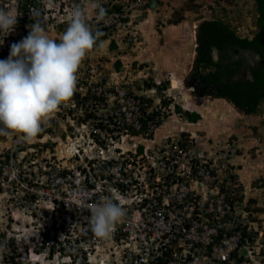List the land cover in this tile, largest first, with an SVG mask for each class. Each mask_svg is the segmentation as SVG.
I'll return each instance as SVG.
<instances>
[{
	"label": "built area",
	"instance_id": "2783aa9c",
	"mask_svg": "<svg viewBox=\"0 0 264 264\" xmlns=\"http://www.w3.org/2000/svg\"><path fill=\"white\" fill-rule=\"evenodd\" d=\"M106 1L98 2L105 21L86 15L102 32L96 47L126 17ZM53 3L63 23L73 6L85 11L87 1ZM13 34L0 33V60L24 38ZM87 69L90 78L77 83L41 136L0 135L8 139L0 141V197L5 210L13 208L10 216L25 217L31 230L26 236L20 230L14 242L7 238L0 264H36L34 255L42 264H242L253 222L246 186L227 157L231 149H200L181 129L159 133L166 122L145 108L143 94L152 88L130 89L133 80L117 71L102 80L100 68ZM261 189L249 186V192ZM101 197L126 210L106 239L90 228V205Z\"/></svg>",
	"mask_w": 264,
	"mask_h": 264
},
{
	"label": "rangeland",
	"instance_id": "374dc122",
	"mask_svg": "<svg viewBox=\"0 0 264 264\" xmlns=\"http://www.w3.org/2000/svg\"><path fill=\"white\" fill-rule=\"evenodd\" d=\"M86 1L84 12L90 17L97 13L93 4L102 0ZM53 2L52 7H46L43 0L37 1V8L34 10L30 9L26 14L21 11L23 18L19 15L18 0H0V7L13 9L17 16V24L12 31L13 37L18 34L26 37L30 30L29 26L35 23L30 17L36 10H40L43 13L42 22L46 33L59 42V38L68 27V22L59 23V15L54 13L56 3ZM106 2L118 5L126 17L124 21L107 31L102 47L100 44L86 54L78 69L77 83H83L85 77L90 78L88 64L101 69L99 77L102 80L106 79L110 72L117 71L119 77L125 76L124 79L133 80V84H128L130 89L131 87L135 90L153 89V92H146L143 95L149 97L145 98L147 102L145 108L147 109L149 105L151 111L158 113L160 124L166 122L160 127L159 133L166 127L175 133H179L178 129H181L182 133L195 137L194 145L200 149L216 150L219 153L230 148L227 157L234 163L233 167L237 168L236 171L246 186L248 220L253 222V231L250 234L253 238L252 242L250 240L252 247L248 249L247 258L242 264H264V101L260 103L255 114L246 115L224 98L207 97L201 103H197L196 98L184 84L186 72L193 62L198 24L205 19L217 18L229 23L237 34L251 37L256 17L253 0ZM176 20L179 22L170 23ZM116 61L120 62L119 68H116ZM173 78L177 80L176 88L171 86L172 83H176ZM163 82H167V87L163 90L154 86ZM174 105H179L182 111L198 112L200 119L194 123L195 126L185 119L184 115L173 111ZM59 110L64 109L60 106L55 112L58 117ZM50 119L47 123H50ZM52 127L55 133L60 134L62 131L58 125ZM3 140L8 139L0 137V141ZM249 184L262 186V189L249 192ZM12 210L13 208L8 207L5 210L4 201L0 197V233L18 238L22 236L21 230L22 233L28 232L24 234L26 236L31 231L25 230L26 218L21 216L15 220L10 216ZM39 264H42V261Z\"/></svg>",
	"mask_w": 264,
	"mask_h": 264
},
{
	"label": "clouds",
	"instance_id": "9594fccd",
	"mask_svg": "<svg viewBox=\"0 0 264 264\" xmlns=\"http://www.w3.org/2000/svg\"><path fill=\"white\" fill-rule=\"evenodd\" d=\"M43 3L46 7L53 6L52 0H43ZM93 8L97 9V22L105 21L106 10L99 3H94ZM42 15L40 10L34 12L35 23L29 26L28 35L12 44L8 58L0 60L2 136L15 132L31 141L43 131L42 125L73 97L78 69L102 35L86 22V14L80 5L70 10L68 27L59 42L46 33ZM16 24L14 10L0 7V33L9 34ZM90 212V228L99 239L108 238L126 217V210L112 197H101L98 203L90 205ZM0 234L3 236L0 246L7 238L15 240V237Z\"/></svg>",
	"mask_w": 264,
	"mask_h": 264
},
{
	"label": "trees",
	"instance_id": "16d2710c",
	"mask_svg": "<svg viewBox=\"0 0 264 264\" xmlns=\"http://www.w3.org/2000/svg\"><path fill=\"white\" fill-rule=\"evenodd\" d=\"M37 1L39 0H18V10L26 14L31 7L37 8ZM255 17V29L251 35L241 36L231 27L229 23L222 21L221 19H205L198 24L200 31L198 35L199 43L202 44L198 48L197 62L208 66L215 64L209 54L211 48L223 49H243L250 50L252 56L258 58L256 63L258 66L251 70L253 76V87H244L243 89H233L235 96L227 98L232 102L238 111L250 115L255 114L258 110V106L264 101V0H253ZM114 10L120 11L118 5H112ZM26 16L24 20H26ZM179 20L170 23H178ZM120 62L116 61V68H119ZM210 78L212 74L208 75ZM157 89L163 90L167 87V82L154 85ZM237 95V97H236ZM175 111L179 114L184 115L191 123H195L200 119V114L195 111H182L179 105H175ZM156 114V113H152ZM43 133L38 134L41 136ZM252 201V200H251ZM248 238L253 241V238L248 235ZM263 252V251H261Z\"/></svg>",
	"mask_w": 264,
	"mask_h": 264
},
{
	"label": "flooded vegetation",
	"instance_id": "af4514ba",
	"mask_svg": "<svg viewBox=\"0 0 264 264\" xmlns=\"http://www.w3.org/2000/svg\"><path fill=\"white\" fill-rule=\"evenodd\" d=\"M199 33L197 26L193 62L184 77V84L188 87L191 95L196 98L197 103L207 97L228 100V97L235 96L232 88H252L253 76L251 70L258 66L256 55L252 56L249 49L211 48L209 54L215 64L205 66V64L197 62L198 48L202 46L198 40ZM209 74H212L211 78L208 76ZM214 85H217L218 89H215ZM216 90L217 93H215ZM230 103L234 106L232 102Z\"/></svg>",
	"mask_w": 264,
	"mask_h": 264
},
{
	"label": "bare ground",
	"instance_id": "6f19581e",
	"mask_svg": "<svg viewBox=\"0 0 264 264\" xmlns=\"http://www.w3.org/2000/svg\"><path fill=\"white\" fill-rule=\"evenodd\" d=\"M194 83H195V82H194ZM194 85H195V84H194ZM171 86H172V88H176V87H175V86H176V83H174V84L172 83ZM32 256H33V255H32ZM34 256H35V255H34ZM37 257H38V256H37ZM37 257H36L34 260L39 261V260H40V257H38V258H37Z\"/></svg>",
	"mask_w": 264,
	"mask_h": 264
},
{
	"label": "water",
	"instance_id": "95a60500",
	"mask_svg": "<svg viewBox=\"0 0 264 264\" xmlns=\"http://www.w3.org/2000/svg\"><path fill=\"white\" fill-rule=\"evenodd\" d=\"M214 87H215V89H218L217 85H214ZM215 93H217V90L215 91ZM199 103H201V101Z\"/></svg>",
	"mask_w": 264,
	"mask_h": 264
},
{
	"label": "crops",
	"instance_id": "0c3cea01",
	"mask_svg": "<svg viewBox=\"0 0 264 264\" xmlns=\"http://www.w3.org/2000/svg\"><path fill=\"white\" fill-rule=\"evenodd\" d=\"M175 81H176V84H177V80L175 79V78H173ZM191 123V122H190ZM191 124H194V123H191ZM196 125H198V123L196 124ZM194 126H195V124H194Z\"/></svg>",
	"mask_w": 264,
	"mask_h": 264
}]
</instances>
